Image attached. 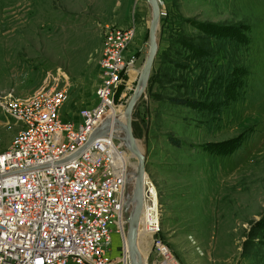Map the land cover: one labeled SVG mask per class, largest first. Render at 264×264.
Instances as JSON below:
<instances>
[{
  "label": "rangeland",
  "instance_id": "1",
  "mask_svg": "<svg viewBox=\"0 0 264 264\" xmlns=\"http://www.w3.org/2000/svg\"><path fill=\"white\" fill-rule=\"evenodd\" d=\"M159 1L158 52L132 121L161 211L146 263L264 264V0ZM151 18L147 0H0V92L64 88V114L78 118L96 103L107 27L131 26L135 68L116 92V105L126 107L148 55ZM209 22L246 36L208 57L224 63L228 54L241 72L219 116L172 101L190 96L205 63L181 41L223 44L198 27ZM19 130L0 109V152ZM115 252L119 262L121 242Z\"/></svg>",
  "mask_w": 264,
  "mask_h": 264
},
{
  "label": "built area",
  "instance_id": "2",
  "mask_svg": "<svg viewBox=\"0 0 264 264\" xmlns=\"http://www.w3.org/2000/svg\"><path fill=\"white\" fill-rule=\"evenodd\" d=\"M134 36L131 26L107 27L96 103L78 118L64 114V88L25 97L0 92V109L20 126L0 152V264H118L113 244L115 233L123 236L124 144L108 133L89 140L116 105L124 74L135 68ZM144 186L151 209L156 185L148 179Z\"/></svg>",
  "mask_w": 264,
  "mask_h": 264
},
{
  "label": "trees",
  "instance_id": "3",
  "mask_svg": "<svg viewBox=\"0 0 264 264\" xmlns=\"http://www.w3.org/2000/svg\"><path fill=\"white\" fill-rule=\"evenodd\" d=\"M199 28L206 36H215L220 39L223 44L214 47L208 46L206 43L194 42L191 39H184L181 43L190 49L193 53L191 57H196L205 63L200 67L199 73L191 81L193 88L190 96L187 97H173L174 103L182 104L188 107L198 108L202 111L208 112L211 115L219 116L220 112L225 106L230 94V84L237 81V76L241 74L238 68L233 67L232 58L225 54L224 58L228 59L224 63L217 62L209 63L208 57L218 56L222 47L226 43L234 41L238 43H245L246 36L239 31L236 26L217 24L215 22L199 23ZM207 38V43H208ZM220 49V50H219ZM240 73V74H239ZM210 80V81H209ZM241 83V82H240ZM233 86H237L233 84ZM177 144V142L174 140ZM264 223V213L259 220Z\"/></svg>",
  "mask_w": 264,
  "mask_h": 264
},
{
  "label": "water",
  "instance_id": "4",
  "mask_svg": "<svg viewBox=\"0 0 264 264\" xmlns=\"http://www.w3.org/2000/svg\"><path fill=\"white\" fill-rule=\"evenodd\" d=\"M152 8V18L149 27V50L146 61L141 70L137 86L130 97V100L126 106V121L122 123L120 126L123 129V136L120 139L124 142V146L133 154L136 155L138 164L136 171V184L134 187V193L132 194L130 199L126 196V200L123 205V212L125 218L127 219L128 228H127V243L129 248V258L130 264H144L142 254L139 250L137 244L138 238V224L140 220V215L143 208V200H144V180L146 174V155L142 152L138 145L137 139L133 132V110L137 103V101L144 94L146 87L148 85V81L150 78V74L152 71L153 63L156 58L158 52V26L160 21V1L159 0H147ZM111 120L107 118L101 126L98 127L97 130L91 135L89 143L94 139L106 135L109 132ZM125 192H127V186L125 187ZM130 200L135 201V205L130 207Z\"/></svg>",
  "mask_w": 264,
  "mask_h": 264
},
{
  "label": "bare ground",
  "instance_id": "5",
  "mask_svg": "<svg viewBox=\"0 0 264 264\" xmlns=\"http://www.w3.org/2000/svg\"><path fill=\"white\" fill-rule=\"evenodd\" d=\"M141 72V71H140ZM109 118L111 120L110 126H109V132L108 134L111 137L117 138V139H121L123 136V129L120 126L122 123H125L126 121V107H119L118 105H115L112 110L106 115L105 120ZM121 141V140H120ZM123 144L124 142L121 141ZM137 145L139 147V149L143 151V146L141 144L140 141L137 140ZM126 148V147H125ZM128 152L130 153L129 155L127 154V149L124 150L123 152V156H124V161H125V165H126V169H127V177H126V182L125 185L127 186V192L128 194H126L125 192V188L123 190V198H125L126 196L128 197V199H130L129 197L132 196V194L134 193V187L136 184V171H137V164H138V160L135 154L131 153L129 150ZM130 158L135 159L132 162L130 161ZM145 181H148L146 174H145ZM145 187V186H144ZM145 189V188H144ZM144 191V190H143ZM153 207L150 209V206L145 205L146 203H144L145 200H143V208H142V212L140 215V220H139V224H138V238H137V244L139 247V250L142 254V258H143V262L144 264L146 263V258H145V254L144 252L149 249V246L151 244V232L148 229L147 226H149L152 223H155L156 226H160V219H161V211H159V206H158V199H157V187L155 186V188L153 189ZM159 195V193H158ZM126 198L124 199L125 202ZM130 207L132 208L135 205V201L134 200H130ZM124 213V212H123ZM125 218V215H124ZM121 228L123 229V236L121 235V237H119V239H117V242H114L113 247L114 249L116 248V244L121 242V248H122V252L121 255H124V258L122 257V259L120 261H122V264H130V258H129V248H128V243H127V236H126V232H127V228H128V223L127 220H123L122 222H119ZM151 238V240H150Z\"/></svg>",
  "mask_w": 264,
  "mask_h": 264
},
{
  "label": "crops",
  "instance_id": "6",
  "mask_svg": "<svg viewBox=\"0 0 264 264\" xmlns=\"http://www.w3.org/2000/svg\"><path fill=\"white\" fill-rule=\"evenodd\" d=\"M114 252H115V249H114V251H113V255H114ZM116 253V252H115ZM117 261H118V259H117ZM116 263H118V264H122L121 262H116Z\"/></svg>",
  "mask_w": 264,
  "mask_h": 264
}]
</instances>
